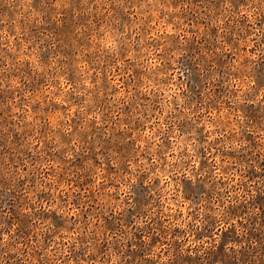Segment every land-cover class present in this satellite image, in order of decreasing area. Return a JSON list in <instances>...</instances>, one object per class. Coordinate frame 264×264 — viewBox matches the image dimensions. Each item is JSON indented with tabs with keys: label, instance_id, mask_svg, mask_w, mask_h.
<instances>
[{
	"label": "rangeland",
	"instance_id": "obj_1",
	"mask_svg": "<svg viewBox=\"0 0 264 264\" xmlns=\"http://www.w3.org/2000/svg\"><path fill=\"white\" fill-rule=\"evenodd\" d=\"M0 264H264V0H0Z\"/></svg>",
	"mask_w": 264,
	"mask_h": 264
}]
</instances>
